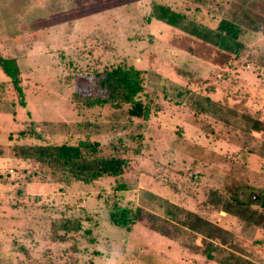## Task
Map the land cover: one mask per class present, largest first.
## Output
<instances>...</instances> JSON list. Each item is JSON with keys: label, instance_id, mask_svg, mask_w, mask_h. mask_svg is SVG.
Masks as SVG:
<instances>
[{"label": "rangeland", "instance_id": "rangeland-1", "mask_svg": "<svg viewBox=\"0 0 264 264\" xmlns=\"http://www.w3.org/2000/svg\"><path fill=\"white\" fill-rule=\"evenodd\" d=\"M154 3L208 28L245 16L254 28L229 52L151 17ZM0 55L16 58L24 93L0 67V264H223L229 252L264 264V221L214 195L264 214V0H0ZM116 64L141 71L147 118L88 103L102 95L96 72ZM83 139L124 158L122 175L59 192L51 166L14 153ZM114 204L141 209L129 230L110 220ZM185 212L217 228L213 259L192 219L175 218Z\"/></svg>", "mask_w": 264, "mask_h": 264}, {"label": "trees", "instance_id": "trees-1", "mask_svg": "<svg viewBox=\"0 0 264 264\" xmlns=\"http://www.w3.org/2000/svg\"><path fill=\"white\" fill-rule=\"evenodd\" d=\"M153 18L166 23L170 26L178 28L189 34H192L200 39L215 44L220 49L229 52L238 53L242 48V42L239 40L242 26L254 28L250 17L245 16L244 19H220L215 29L208 28L206 25L191 22L186 20L184 13L178 12L169 6L161 3H154L152 16ZM0 67L4 73L10 77L14 88L22 97L23 90L20 86V70L15 57H2L0 55ZM91 75V74H88ZM97 87L101 96L94 98L88 95L86 98L89 104L97 103H113L119 105L120 102H129V113L132 116L147 118L149 108L144 105L139 99V94L143 92L144 86L142 82L141 71L132 64H116L111 68H104L101 72L97 71ZM21 103L23 101L21 100ZM130 121V126H134ZM129 125V123H128ZM126 125V126H128ZM249 129V127H246ZM131 138H137L139 133L129 134ZM120 139V138H118ZM117 139V140H118ZM99 143L97 141L90 142L89 140H78L76 143L62 142L59 144H33V145H17L14 148L15 155L20 159H34L40 164L51 166L55 172V183L58 185L59 192L65 190L73 181L79 183H90L105 176H120L123 173V167L126 160L115 155L105 156L98 153ZM115 147V146H113ZM1 151V148H0ZM3 154V153H2ZM0 152V156L2 155ZM59 171L57 176L56 171ZM53 182V183H54ZM124 184H118V190L126 189ZM215 193V192H214ZM216 200L220 202L223 197L224 201L221 204V210L235 214L242 220L248 223L257 224L264 221V214L256 209H253L248 203L238 200L234 195L225 198L220 194H214ZM264 205V201L262 202ZM116 207V208H114ZM118 207V208H117ZM186 216L175 217L177 221L182 222L191 220V227L198 233L207 237L205 255L208 259L214 258V252L221 249V245L212 241L215 229L213 224L208 220L194 214L193 212H185ZM141 209L138 207L135 210L119 205H112L109 211L110 220L120 226H124L128 230L139 217ZM174 217V216H172ZM82 224L79 220L64 218L61 229L66 232L80 231ZM165 230V228H161ZM84 234L91 235V228H85ZM218 232V231H217ZM224 233V232H223ZM64 237V236H63ZM91 241L93 237L89 238ZM223 264H251L250 260L229 252L228 256L222 260Z\"/></svg>", "mask_w": 264, "mask_h": 264}]
</instances>
